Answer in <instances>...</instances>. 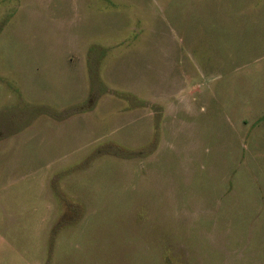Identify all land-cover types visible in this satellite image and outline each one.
Listing matches in <instances>:
<instances>
[{"label":"rangeland","instance_id":"1","mask_svg":"<svg viewBox=\"0 0 264 264\" xmlns=\"http://www.w3.org/2000/svg\"><path fill=\"white\" fill-rule=\"evenodd\" d=\"M0 264H264V0H0Z\"/></svg>","mask_w":264,"mask_h":264}]
</instances>
